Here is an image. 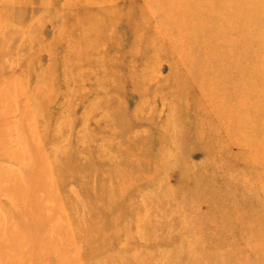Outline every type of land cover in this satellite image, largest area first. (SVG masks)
Returning a JSON list of instances; mask_svg holds the SVG:
<instances>
[{
    "label": "rangeland",
    "instance_id": "rangeland-1",
    "mask_svg": "<svg viewBox=\"0 0 264 264\" xmlns=\"http://www.w3.org/2000/svg\"><path fill=\"white\" fill-rule=\"evenodd\" d=\"M0 264H264V0H0Z\"/></svg>",
    "mask_w": 264,
    "mask_h": 264
},
{
    "label": "bare ground",
    "instance_id": "bare-ground-1",
    "mask_svg": "<svg viewBox=\"0 0 264 264\" xmlns=\"http://www.w3.org/2000/svg\"><path fill=\"white\" fill-rule=\"evenodd\" d=\"M116 25H117V22H116Z\"/></svg>",
    "mask_w": 264,
    "mask_h": 264
}]
</instances>
